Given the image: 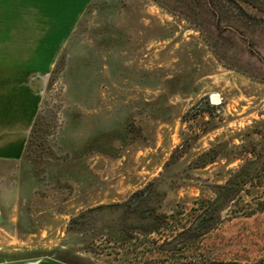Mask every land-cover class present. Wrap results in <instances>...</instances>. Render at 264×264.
<instances>
[{
  "label": "rangeland",
  "instance_id": "1",
  "mask_svg": "<svg viewBox=\"0 0 264 264\" xmlns=\"http://www.w3.org/2000/svg\"><path fill=\"white\" fill-rule=\"evenodd\" d=\"M210 2L93 0L0 161L2 264H264V13Z\"/></svg>",
  "mask_w": 264,
  "mask_h": 264
},
{
  "label": "crops",
  "instance_id": "2",
  "mask_svg": "<svg viewBox=\"0 0 264 264\" xmlns=\"http://www.w3.org/2000/svg\"><path fill=\"white\" fill-rule=\"evenodd\" d=\"M92 2L0 0V161L23 159L55 50L67 46Z\"/></svg>",
  "mask_w": 264,
  "mask_h": 264
},
{
  "label": "trees",
  "instance_id": "3",
  "mask_svg": "<svg viewBox=\"0 0 264 264\" xmlns=\"http://www.w3.org/2000/svg\"><path fill=\"white\" fill-rule=\"evenodd\" d=\"M208 1V5H210L209 3H211L210 2V0H207ZM226 1V0H225ZM214 2V1H213ZM235 5H236V7H237V9L241 12V13H243V14H246V15H249V16H253L252 15V13H250L249 11H246V9H245V5L246 6H248V7H252V8H254V9H257V10H259V11H261L262 13H264V0H238V2H236L235 3ZM211 6H209V8H210ZM214 7L215 8H217V11H222V9H223V5L222 4H214ZM222 13V12H221ZM214 14L215 15H218V14H216V12H214ZM221 15H223V13L221 14ZM225 19H226V17H224ZM220 19H218L216 22H217V25L218 24H220ZM37 123H38V116H37V118H36V120H35V123H34V125H33V129H32V132H31V134H30V137H29V140H28V143H27V146H26V150L29 148V146H30V143H31V141H32V138H34V136L36 135V131H35V129H36V125H37ZM26 152V151H25ZM213 153H214V150H211V151H209V152H207V153H205V154H203L200 158H199V160H198V166H200V167H205V166H207L208 164H210V163H213L214 161H215V159H216V156L215 155H213ZM253 156H254V159H252V160H250V161H248L242 168H241V170L240 171H243L244 169H250V170H258V168H259V166H260V162H261V160H260V157H258L257 155H256V153L254 152L253 153ZM239 173H241V172H239ZM236 176V175H235ZM238 176V175H237ZM244 179V178H243ZM234 181H236V179L234 180L233 179V181H232V183L234 182ZM246 182H248V181H245L244 183H242V185H245L246 184ZM238 185V183H236V185L235 186H231V185H226V186H219L218 188H217V190L215 191V193H216V195H217V201H219V202H224V203H226L227 202V200H228V202L229 201H234V200H236L237 198V196H238V192H239V190H240V188L241 187H238L237 186ZM232 195V197H231V199H230V196ZM224 196H225V198H224ZM143 200L144 199H142V197H140V198H137V197H135L134 199H133V203H134V205L136 206V208L134 209V210H136L137 208H138V206H139V204L141 203V202H143ZM133 206V205H132ZM134 210H130V211H134ZM129 210H127L126 211V215H128L129 213H131Z\"/></svg>",
  "mask_w": 264,
  "mask_h": 264
},
{
  "label": "built area",
  "instance_id": "4",
  "mask_svg": "<svg viewBox=\"0 0 264 264\" xmlns=\"http://www.w3.org/2000/svg\"><path fill=\"white\" fill-rule=\"evenodd\" d=\"M211 102H212V104H219V103H221V99L219 96L214 95L211 97Z\"/></svg>",
  "mask_w": 264,
  "mask_h": 264
}]
</instances>
